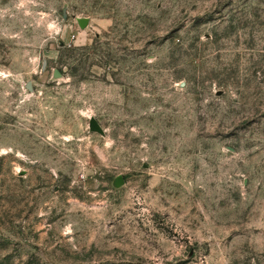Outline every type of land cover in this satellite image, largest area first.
Masks as SVG:
<instances>
[{"label":"rangeland","instance_id":"obj_1","mask_svg":"<svg viewBox=\"0 0 264 264\" xmlns=\"http://www.w3.org/2000/svg\"><path fill=\"white\" fill-rule=\"evenodd\" d=\"M27 262L264 264V0H0V264Z\"/></svg>","mask_w":264,"mask_h":264},{"label":"water","instance_id":"obj_2","mask_svg":"<svg viewBox=\"0 0 264 264\" xmlns=\"http://www.w3.org/2000/svg\"><path fill=\"white\" fill-rule=\"evenodd\" d=\"M86 22H87V18H81L80 19V23L82 25H86ZM59 74V72L57 73ZM91 127L94 128V129H97V130H102V126L100 125V123L97 122V120L95 118H92L91 120ZM124 183V177L122 174H118L115 178V184L116 185H121Z\"/></svg>","mask_w":264,"mask_h":264},{"label":"trees","instance_id":"obj_3","mask_svg":"<svg viewBox=\"0 0 264 264\" xmlns=\"http://www.w3.org/2000/svg\"><path fill=\"white\" fill-rule=\"evenodd\" d=\"M26 264H31L30 262H27Z\"/></svg>","mask_w":264,"mask_h":264}]
</instances>
